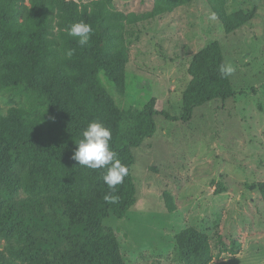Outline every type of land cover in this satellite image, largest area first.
<instances>
[{
	"label": "trees",
	"instance_id": "1",
	"mask_svg": "<svg viewBox=\"0 0 264 264\" xmlns=\"http://www.w3.org/2000/svg\"><path fill=\"white\" fill-rule=\"evenodd\" d=\"M208 1L226 32L242 24L240 12L223 17L224 0ZM111 3L0 0V87L37 99L0 114V264H122L120 242L103 220L123 217L137 200L132 150L155 131L156 115L186 122L194 108L235 95L231 76L219 72L226 59L213 40L188 64L179 114L158 109L155 97L141 106H120L113 94L127 97V51L123 15ZM79 21L93 30L83 47L67 34ZM94 120L111 129L110 147L129 170L115 192L102 179L106 168L89 169L72 159L75 142ZM254 188L264 201V182ZM105 194L118 202L105 201ZM219 243L220 252L240 250L236 241L227 246L219 236ZM172 257L179 264L214 259L207 234L194 227L174 235Z\"/></svg>",
	"mask_w": 264,
	"mask_h": 264
},
{
	"label": "rangeland",
	"instance_id": "2",
	"mask_svg": "<svg viewBox=\"0 0 264 264\" xmlns=\"http://www.w3.org/2000/svg\"><path fill=\"white\" fill-rule=\"evenodd\" d=\"M111 4L123 15L127 51V97L113 94L120 106L155 97L158 109L179 114L188 64L213 40L236 69L233 97L194 108L186 122L156 115L155 131L132 150L137 200L123 217L103 220L120 242L122 264H179L172 257L174 235L186 227L207 234L211 264H264V201L254 188L264 182V0H224L225 19L245 16L230 33L208 0ZM36 100L0 87V114ZM219 236L240 250L220 252Z\"/></svg>",
	"mask_w": 264,
	"mask_h": 264
},
{
	"label": "clouds",
	"instance_id": "3",
	"mask_svg": "<svg viewBox=\"0 0 264 264\" xmlns=\"http://www.w3.org/2000/svg\"><path fill=\"white\" fill-rule=\"evenodd\" d=\"M92 27L83 21L72 23L68 28V36L77 38L80 46L89 43ZM65 55L71 57L73 50L69 49ZM231 63H222L219 72L222 77L231 76L235 72ZM112 132L103 122L94 120L87 124L82 130L81 138L75 142L77 147L72 159L77 161L80 166L89 169H105L102 179L112 192L116 186L121 184L124 177L128 175V167L121 163L118 154L110 147ZM105 201L109 203L118 202L119 197L112 194H105Z\"/></svg>",
	"mask_w": 264,
	"mask_h": 264
}]
</instances>
